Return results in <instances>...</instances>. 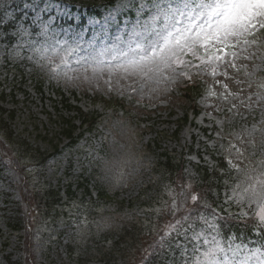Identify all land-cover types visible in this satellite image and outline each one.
<instances>
[{
	"label": "rangeland",
	"instance_id": "obj_1",
	"mask_svg": "<svg viewBox=\"0 0 264 264\" xmlns=\"http://www.w3.org/2000/svg\"><path fill=\"white\" fill-rule=\"evenodd\" d=\"M30 3L0 0V118L12 132L10 137L0 129V264L9 258L18 264L143 262L139 246L121 257L114 242L131 227L151 238L140 245L146 249L165 223L171 224L168 231L177 229L175 218L185 217L182 208L190 192L164 178L157 155L182 152L195 142L196 127L201 130L198 148L205 142L210 150L227 154V204L214 211L240 207L264 219V34L257 33L260 43L249 46V58L237 61L242 71H229L234 79L216 78L228 83V93H239L247 107L230 97L237 104L232 109L206 68L197 69L196 57L205 52L203 38L217 34L225 23L228 0H136L135 5L120 0L85 22L84 12L69 2L52 0L49 6L48 0H34L38 8L26 7ZM38 12L40 22L33 24ZM239 38H248L247 33ZM201 81V112L174 135L175 119L188 106L181 86ZM210 87L216 97L210 96ZM60 90L73 106L100 114L96 128L75 146L60 135L64 121L58 116L77 113L62 106ZM113 98L124 99L126 106L108 107ZM17 139L28 145L20 147ZM56 144L60 151L52 156ZM206 150L186 155L188 174L195 173L193 163L214 164L209 154L200 156ZM86 180L93 197L83 190ZM70 184L75 194L53 205L49 192ZM95 186L107 197L99 199ZM14 211L19 232L8 225ZM157 212L162 219H155ZM197 237L212 244H197L198 253L181 248L175 257L189 264H264V247L245 248L235 241L227 247L212 230Z\"/></svg>",
	"mask_w": 264,
	"mask_h": 264
},
{
	"label": "snow or ice",
	"instance_id": "obj_2",
	"mask_svg": "<svg viewBox=\"0 0 264 264\" xmlns=\"http://www.w3.org/2000/svg\"><path fill=\"white\" fill-rule=\"evenodd\" d=\"M51 3L52 0H48L49 6ZM27 6L39 7L38 4L34 3V0H31L30 5ZM45 10L46 8L41 9V11ZM39 16L38 12L33 20V24L40 22ZM223 20L225 23L221 25L217 34L204 36L202 47L205 49V52L203 56L196 57V60L199 61L197 69L201 68V65L206 68L204 73L211 76L215 84L224 90L220 94L223 100L231 103V97L232 100H238L241 105L247 107L245 99L242 100L239 93H228V83L216 78L221 76L234 79V76L229 77V71L235 70V73L238 75L242 71V65L238 67L237 61L241 59L247 60L249 58L247 55L249 46H257L260 43L255 37L260 30H264V24L261 23V20H264V0H228L223 13ZM48 23L51 24V22ZM245 33H247L248 38L240 39L239 37ZM225 37H228L229 42H225ZM218 41L220 46H217ZM187 75L185 74V76ZM237 83H241V81H237ZM209 94L212 97L218 95L211 87L209 88ZM231 108L236 109L237 104L231 103ZM191 200L196 202L198 197L192 195ZM177 210L175 207L172 208L173 212ZM196 214H199V209L196 210ZM168 227H171V224L166 225V228ZM165 242V237L162 236L159 243L163 246Z\"/></svg>",
	"mask_w": 264,
	"mask_h": 264
},
{
	"label": "trees",
	"instance_id": "obj_3",
	"mask_svg": "<svg viewBox=\"0 0 264 264\" xmlns=\"http://www.w3.org/2000/svg\"><path fill=\"white\" fill-rule=\"evenodd\" d=\"M0 122L2 123L1 120H0ZM1 123H0V126L3 127V128H5V129L7 130V125H5V123H2V124H1ZM72 132H73V124L69 123L68 129L65 130V133H66V135L72 137ZM74 140H76L75 137H73V141H74ZM166 165H167V164H166ZM235 227H236V226H235ZM242 231H243V230H242ZM235 232H236L237 234H241V230H237V231H235ZM149 261H150V259H148V262H147L148 264H149ZM152 264H163V261L160 260V259H158L157 262H156V261H153Z\"/></svg>",
	"mask_w": 264,
	"mask_h": 264
}]
</instances>
